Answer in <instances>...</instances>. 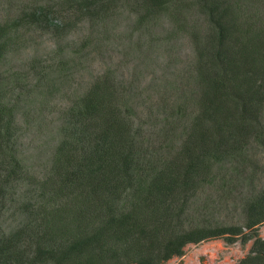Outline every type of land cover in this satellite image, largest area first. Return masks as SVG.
<instances>
[{"label":"trees","instance_id":"1","mask_svg":"<svg viewBox=\"0 0 264 264\" xmlns=\"http://www.w3.org/2000/svg\"><path fill=\"white\" fill-rule=\"evenodd\" d=\"M241 1L43 0L0 19V264H165L189 243L217 238L253 240L238 264H264V184L240 198L243 223L214 221L209 204L195 207L208 188L226 194L229 164L242 175L253 164L251 143L264 145V16H247ZM127 8L131 33L150 35L152 45L166 18L169 37L191 39L198 91L169 108L157 134L158 123L139 112L138 83L109 68L61 111L51 166L36 177L21 158L19 115L57 95ZM81 22L89 34L65 44ZM34 32L55 38L51 62L34 58L26 70L3 72ZM255 174L243 179L252 185ZM11 214L13 225L3 228Z\"/></svg>","mask_w":264,"mask_h":264},{"label":"rangeland","instance_id":"2","mask_svg":"<svg viewBox=\"0 0 264 264\" xmlns=\"http://www.w3.org/2000/svg\"><path fill=\"white\" fill-rule=\"evenodd\" d=\"M43 0H0V19L16 15L21 9L31 7ZM256 2V1H255ZM242 0L240 7L247 16H264V0L258 2ZM194 19H201L196 15ZM135 20L130 8L123 9L111 24V37L101 51L93 53L82 68L75 73L69 82L62 85L61 91L46 100L38 97L27 104L19 115V148L21 158L30 173L43 177L51 166L52 156L59 141V118L61 111L69 105L70 98L84 91L97 76L109 68L117 69V74L125 82L138 83L137 100L142 104L139 112L143 120L158 123L157 134L162 128V120L169 108L176 101L192 97L198 91L195 81L191 78L196 59V52L191 39L187 35H171L172 23L169 19H161L154 28L156 41L152 45L150 35H141L138 31L131 33ZM90 32L88 22H81L67 38L66 43H78ZM129 35V38L127 37ZM133 35V36H131ZM168 36V37H165ZM31 43L24 49L12 53L6 64L1 67L3 72L9 70H26L28 63L40 59L48 64L55 47V38L49 33H31ZM134 45H131V42ZM141 42L143 45L141 46ZM40 100H43L40 102ZM166 100V101H165ZM165 102V104L163 103ZM163 103V104H162ZM165 112V113H164ZM153 134L154 143L158 141ZM251 166H247L243 174H231L233 164L228 166V179L233 176L226 194L206 189L195 199V207L209 204L213 209L211 217L222 222H244L240 198L251 192L258 191L264 184V145L251 143L248 152ZM255 165V166H254ZM256 169V180L250 185L245 176L251 175ZM27 185H23L24 190ZM21 189L18 194H22ZM229 192V196H228ZM234 197L232 199L231 197ZM228 198V199H227ZM10 213V212H9ZM202 211L196 212L197 220H202ZM5 216L2 227L13 225V218ZM212 219V220H213ZM259 234L264 237V223L258 227ZM253 240L243 244L240 240L228 243L224 238L189 243L182 256H174L165 264H238L251 248Z\"/></svg>","mask_w":264,"mask_h":264}]
</instances>
